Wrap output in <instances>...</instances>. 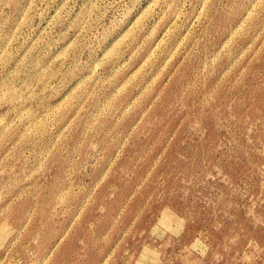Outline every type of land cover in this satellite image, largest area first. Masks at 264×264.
<instances>
[{"label":"rangeland","instance_id":"obj_1","mask_svg":"<svg viewBox=\"0 0 264 264\" xmlns=\"http://www.w3.org/2000/svg\"><path fill=\"white\" fill-rule=\"evenodd\" d=\"M0 264H264V0H0Z\"/></svg>","mask_w":264,"mask_h":264}]
</instances>
